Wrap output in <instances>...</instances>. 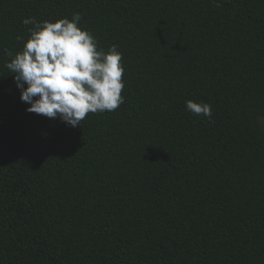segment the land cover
I'll return each mask as SVG.
<instances>
[{
	"label": "trees",
	"instance_id": "16d2710c",
	"mask_svg": "<svg viewBox=\"0 0 264 264\" xmlns=\"http://www.w3.org/2000/svg\"><path fill=\"white\" fill-rule=\"evenodd\" d=\"M219 3L0 0V264H264V0ZM74 13L125 102L71 127L26 110L4 50Z\"/></svg>",
	"mask_w": 264,
	"mask_h": 264
},
{
	"label": "clouds",
	"instance_id": "9594fccd",
	"mask_svg": "<svg viewBox=\"0 0 264 264\" xmlns=\"http://www.w3.org/2000/svg\"><path fill=\"white\" fill-rule=\"evenodd\" d=\"M212 2L221 7L219 0ZM81 20L80 13L56 22L25 18L23 24L34 27L22 51L4 50L11 57L4 66L14 74L21 101L30 105L26 110L71 127L90 113L112 112L125 102L122 53L116 45L100 48L96 37L79 26ZM185 103L187 111L212 122L210 104Z\"/></svg>",
	"mask_w": 264,
	"mask_h": 264
},
{
	"label": "rangeland",
	"instance_id": "374dc122",
	"mask_svg": "<svg viewBox=\"0 0 264 264\" xmlns=\"http://www.w3.org/2000/svg\"><path fill=\"white\" fill-rule=\"evenodd\" d=\"M262 124L264 125V120H262Z\"/></svg>",
	"mask_w": 264,
	"mask_h": 264
}]
</instances>
